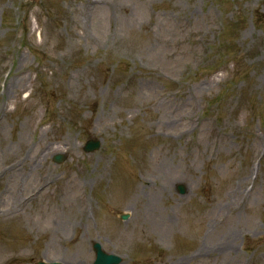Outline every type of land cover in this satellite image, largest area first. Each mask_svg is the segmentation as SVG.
<instances>
[{"label": "rangeland", "instance_id": "obj_1", "mask_svg": "<svg viewBox=\"0 0 264 264\" xmlns=\"http://www.w3.org/2000/svg\"><path fill=\"white\" fill-rule=\"evenodd\" d=\"M261 151L264 0H0V264H264Z\"/></svg>", "mask_w": 264, "mask_h": 264}, {"label": "water", "instance_id": "obj_2", "mask_svg": "<svg viewBox=\"0 0 264 264\" xmlns=\"http://www.w3.org/2000/svg\"><path fill=\"white\" fill-rule=\"evenodd\" d=\"M86 142L87 143L84 146V149L86 151H93L94 149L99 148L101 146V142L98 139H96V138L88 139ZM62 159H64L63 156L62 157L60 155L56 156V160L62 161ZM178 189H179V191L181 193H184V191H185L184 184L183 185L180 184L178 186ZM122 217L127 218V215L122 214ZM94 247H95V250L97 251V258L95 260V264H118V263L121 262V257L119 255H117L115 253H110L109 254V253L103 251L100 242L96 243L94 245ZM36 264H61V263H59L57 261H55V262H46V261H41L40 260V261H37Z\"/></svg>", "mask_w": 264, "mask_h": 264}, {"label": "bare ground", "instance_id": "obj_3", "mask_svg": "<svg viewBox=\"0 0 264 264\" xmlns=\"http://www.w3.org/2000/svg\"><path fill=\"white\" fill-rule=\"evenodd\" d=\"M230 247H232V248L234 247V238L232 240H230V243H229L227 249H229Z\"/></svg>", "mask_w": 264, "mask_h": 264}]
</instances>
